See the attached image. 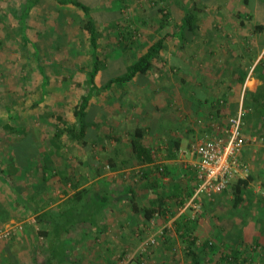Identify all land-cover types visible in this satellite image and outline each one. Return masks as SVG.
I'll return each mask as SVG.
<instances>
[{"label":"rangeland","instance_id":"1","mask_svg":"<svg viewBox=\"0 0 264 264\" xmlns=\"http://www.w3.org/2000/svg\"><path fill=\"white\" fill-rule=\"evenodd\" d=\"M28 1L0 0V232L21 226L19 235L13 234L10 240L1 241L2 244H11L16 240L21 247L20 250H27V243L31 242L28 239H25L27 242L24 240V234L28 233L34 236L33 244L29 246L34 245V249L36 247L41 251L46 244L45 240L39 239L43 231L40 224L42 219H39L40 215L32 216L30 213L32 206L56 204L61 198L60 194L64 198L69 197L63 204L75 205L76 198L73 200L71 195L80 187L77 180L81 174L92 172L91 162L88 160L90 156L97 163L92 166L94 171L99 176H105L99 182L98 190L102 192L113 190L116 197L126 200L122 189L128 184L137 191L142 190L145 195L143 202L149 205V198L155 197L157 192L167 191L174 181L178 180L174 175L181 164L175 162L177 165L172 166L171 170L168 169L169 163L163 161L166 154L164 146L179 140V145L186 150L184 154L188 155L178 157L183 165L188 160H193L188 152L191 144L197 139L226 138L229 119L239 110L236 101L227 106L224 116L211 118L207 110L195 107L197 101L193 102L194 108L189 114L187 104L190 106L192 104L186 99L185 92L189 81L191 84L194 83L190 85L192 89H196L197 82H201V87L206 89L211 87L208 84L215 82L217 88L221 84L228 85L224 92L229 96L228 89L235 88L237 81L245 77L250 62L257 57L260 46L264 45V29L256 28L257 25L264 26V0H249L247 5H244V0H136L133 5L123 6L120 13L123 20L100 19L98 54L104 61L108 74L107 77L102 74L100 84L103 77L106 81L116 76L117 72L144 53L149 42L165 37L167 47L155 61L151 74L143 77L141 86L140 78L128 86L113 87L103 95L93 98L89 110V119L93 125L85 144L71 142L65 135L64 147L59 152H55L51 144V138L58 126L57 110L64 108L65 118L73 121L71 105L86 91L85 72L91 63L92 51L88 35L82 29L84 15L78 8L63 6L57 0H36L35 6L26 18V15L22 14L25 13ZM193 5L199 14L198 26L202 34L210 33L209 37L202 36L200 31L197 34L199 36L193 34L187 36L189 44L194 43V39L200 44L197 53L171 43L174 39L171 34L177 31L186 11ZM107 6H96L95 14L94 11L91 12L94 17L96 15L99 17L103 14L100 12L106 11ZM109 8L113 11L115 6ZM164 14L169 16L168 23L160 31L159 26ZM127 32H131L132 36L125 40ZM206 44L207 47L204 48ZM178 57L183 59L182 62L191 60L188 72H182L183 69L175 72ZM236 62L239 63L235 64ZM210 64H213L212 67ZM193 65H197L195 75L192 71ZM263 66L264 63L260 65L258 72L262 71ZM226 72L229 74L227 79ZM221 74L223 76L220 77ZM194 77L197 78L193 79ZM174 80H178V87L174 88L183 93L181 100L177 99L176 91L172 87ZM158 82L165 84L163 89H159L158 84L156 88L154 87V83ZM152 88L155 91L149 93ZM41 94L43 97H40ZM235 95L238 99L241 96L237 92ZM221 97L222 94H219L215 101L216 105ZM247 103L246 99L242 101L244 117L240 133L243 140L241 156L244 162H247L248 158L252 161L249 177L252 176L254 182L250 186L251 193L246 195L247 199L256 200L264 197V194L255 197L253 193L259 188L261 192L264 190V117L256 113L254 115L253 112L248 113ZM170 120L174 122L171 124L172 130H168V133L165 131L159 133L157 130L159 125H164L165 121L170 124ZM137 127H143L147 132L144 143L150 148L157 147L156 153L161 154L160 163H155L151 168L158 176L161 173L158 168L165 169L168 181L162 183L164 186L162 190L158 181L140 180L142 163L132 153L129 144ZM29 144H32L33 148ZM45 164L54 172L47 185L49 187L50 184L51 191L44 192L46 197L42 201L43 190L48 188L44 187L46 184L42 174ZM238 180L234 179L224 193L233 196V187ZM228 194L222 198V205L211 204L218 194L207 197L210 203L206 207L210 219L216 216L219 218L214 219L218 221H230L227 211L233 208V198L229 200ZM155 203L154 201L151 205ZM175 205L179 210L183 206L177 202L173 206ZM204 208L202 200L201 210L195 214L194 219H199ZM11 215L14 217L10 218ZM231 216L234 217V212ZM9 219L12 220L5 224L4 222ZM146 226L147 231L143 240L150 234V223L148 222ZM171 230L174 231V223L167 233ZM232 231L234 232V229ZM167 233L166 238L172 236V232L168 236ZM160 239L153 249L159 246ZM58 244L59 241L53 242L56 248ZM254 245L255 243L250 244L248 257H245V254L241 255L239 260H232L233 264H257L250 254L254 255L260 246ZM228 247L231 249L220 250L218 257H214L215 253L211 251L210 260L208 261L207 257L203 258L202 264L227 263L223 256L233 252L231 251L233 246L229 244ZM185 251L183 244H175L168 255L154 261L151 259L148 264H191L185 257ZM263 251L262 249L260 251L262 255ZM38 263L44 264L41 261ZM133 264H141V261L137 259Z\"/></svg>","mask_w":264,"mask_h":264},{"label":"crops","instance_id":"2","mask_svg":"<svg viewBox=\"0 0 264 264\" xmlns=\"http://www.w3.org/2000/svg\"><path fill=\"white\" fill-rule=\"evenodd\" d=\"M79 1L90 6V8L92 9L91 11H94V14V9H96V6H115L113 11L109 8V6H107L106 11L100 12L103 14L99 17L98 15L94 17L95 15L93 14V12H91L92 17L96 22L98 21V24L100 23L99 21L103 19L111 21H117L118 19L123 20V16L120 17L123 6L133 5L136 0ZM80 12L83 14L81 10ZM179 26L177 28V31L174 34H171V36L174 37L171 43L173 45L178 44V46L182 49H184V47L185 49H192V53H197L200 44L198 42H195V39L193 40L194 43L191 44H189L187 40L180 41L178 39ZM199 31L202 34V31L199 29V27L195 30V32L185 31V34L186 36H188L189 34H193V36H199L197 35ZM202 36L209 37L210 33L207 34L203 32ZM153 43H155V41L151 43L149 42L147 48ZM205 47H207V44L204 45V48ZM203 52L207 51L203 50ZM257 53L259 55L257 54V57H254V59L250 62V66L245 77H242L243 79L241 78L239 82L237 81L235 88L228 89L229 96L226 92H224V89H226L225 87H227L228 85L221 84L218 85L219 87L217 88V85L215 86L214 84L215 82H212L211 84H208L211 87L207 86L208 88L206 89L201 87V82H197L196 89H192L190 85H194V83L191 84V81H189L185 95L186 99L190 100V103L192 105L190 106L189 104H187V112H189V114L192 113V110L194 108L193 102L197 101V104L195 103V107L198 106L197 108H200L204 111L207 110V113H210L209 115L211 118H221L226 114L227 106L231 105L234 100L237 103L236 106L239 109H242V101L246 99L248 100V113L253 112L254 115L256 113L259 116L264 117V66L261 68L262 71L258 72L260 65L264 63V45L260 46V50ZM182 61L183 59H180L178 57L175 62V72H177L179 69H183L182 72H188V70H190L191 60L187 59L184 62ZM238 63L239 62H236L235 64ZM212 65L213 64H210V67H212ZM193 66L194 70L192 71H194L193 74L195 75V68L197 67V65ZM228 75L226 72V79ZM221 76L223 75L221 74L220 77ZM196 78L197 77H194L193 79ZM177 83L178 80H174L172 83V87H178ZM156 84H158L159 89H163V87L165 86L163 82H158L154 83L155 88L157 87ZM174 90L176 91L177 99L181 100V95L183 93H180L177 88H174ZM154 91L155 89L152 88L149 93H153ZM236 92L237 94H241L239 99L237 98V95H235ZM219 94H222V99H219V104L217 103L216 105L215 101L217 98H219ZM249 94H251V98L249 97ZM165 98L167 99V97ZM160 116L163 117V115ZM164 123V125H159V127L157 128V130L160 131H158L159 133H164V131L168 133V130H172L173 126L171 124L174 123L173 120H170V124L167 121H165ZM198 140L200 139H197V141ZM179 143V140H175L173 143L163 147V149L166 150V154L163 153V161L165 163H169L167 166L169 170H171L172 166L177 165L175 162H179L181 164L178 167L179 169L177 171V174L174 175V178H178V180L174 181L172 186L169 187L167 191H161L160 193L157 192L155 197L153 196L152 198H149V205H145V203L143 202V197L145 196L143 194V191H137L133 187H129L128 184L126 185V188L122 189L124 195H126V200H120L119 197H116V192H114L113 190H107L105 192L98 190V184L105 176H99L98 173L94 171V167L92 166L97 163L94 162L93 158L90 156L88 160H90L91 162L90 167L92 172L90 174H81L80 178H78L77 180V182L80 183V187L73 192L75 193L74 195H71L73 197V200L74 198H76L75 205L73 203L63 204L69 197L64 198V196L60 194L59 196L61 198L56 204H45L44 206L39 205L36 207L32 206V211H30L32 216L37 217L38 215H40L39 219H42V223L40 224H42L43 226V231L41 232V236L39 237V239L46 241V244L42 247V250L38 251L39 249H37L36 247L34 249V245L29 246L33 244L32 239L34 238V236H30L28 233H26L24 234V240L28 239L31 242V244H29L28 241L27 250H20L21 247L18 245V242L16 240L12 241L11 244H2V242H0V264H19V262H23V264H39L38 261L44 262V264H56V262L57 264H59V262H78L79 264H82V262H84V264H120V260L122 259L121 257H123L124 254H126L127 252H132V250L135 251L139 248L141 242L143 241V236L147 231L146 225L149 222L146 220L141 210L136 211L133 209L130 202V194L133 195L135 201L141 208L148 206L151 207V204L154 201L156 203H161L160 208L162 212H160L161 214L157 213L155 215L156 217L154 216L149 222L151 227L149 232H154L156 229L163 227L165 225L164 222H166L167 220L173 221L174 223V231L171 230L169 233H167L168 236L172 232V236H168V238L165 237L166 239L161 238L159 240V246L156 249L152 248L151 253L146 256V259L148 261H151V259H153L154 261L159 257L168 255L170 253V249L175 244H183L186 250V243L184 242L181 234L188 228L187 225L190 223V220L193 219V211L191 209L183 211V206L187 203V200L190 198L193 191L197 187L198 182L194 168L196 162L195 159L189 155L193 160H188V162L184 163L183 165V162L178 160V157L183 158L188 156L184 154L186 153V150H183ZM29 145L31 148H33L32 144ZM155 149L158 148H151L153 157L155 159L154 163L148 164L146 162H142L141 164L143 171L145 170V172L147 171L149 173V171L151 170L152 173L151 175H147L149 176V179L148 177H146L145 179L141 178L140 180L153 182L158 181V184L160 185V188L162 190L164 188L162 183L168 181V178L165 176L163 177L162 175L158 176L153 173V169L151 167L155 163H160L159 158L161 155L159 153H156ZM255 151L256 150H254V152ZM244 163L251 167L252 161L250 158H248L247 162ZM48 182L50 183V181ZM48 182L45 183L46 185L44 187H48ZM253 182L254 181L252 180L249 183L247 189L242 191L243 201L235 208H230L231 211H227V213L229 212L227 214V217L230 218V221L228 222H221L217 219H214L219 218L216 216H213L212 219H210L207 214L208 207H206L210 203L208 202L209 198H207L206 196L202 197L201 200H203L205 208L203 209L202 214L199 215V219L197 220L198 222H196L194 226L198 243H196L192 248L199 255H201L200 260L207 257V260L209 261L210 257H212L211 251L203 247L205 243H210L217 246L216 249L212 251L213 253H215L213 254L215 255L214 257H218V253H220V250H225L224 248L231 249L228 247L229 244L233 246V250H231L233 251L232 253L236 254V252L238 251L239 253H241L239 255L244 256L245 254V257H248L247 251L249 250V246L250 244L255 243V245L260 246V249L255 252L254 255H252L253 253H251V258L257 264H264V254L262 255L260 253L261 249L264 250V236H262L264 234V225H259L260 223L264 224V197L263 199L257 198L256 200L247 199L246 193H251L250 186ZM50 191L51 189L49 184V187L46 190H43V197H41L42 201L46 197H44V192L49 193ZM263 191L264 190H262V192ZM262 192L261 188H259L256 189L253 193L255 194L254 196L257 197L260 194H264V192ZM226 194L228 193H224V191L219 193L215 196V199L213 200L214 203L211 204L214 206L215 204H221L222 198ZM228 195L227 198L229 200H232L233 196ZM252 197L253 195L251 194V198ZM87 202L90 203L88 204ZM175 202L180 203L181 206L183 205L180 210L176 205L173 206ZM182 202L184 203L182 204ZM216 207L221 208V206ZM232 212H234V217L231 216ZM13 217V215L10 216V218ZM11 220L12 219H9L4 223L8 224V222H10ZM153 221L155 222L154 225L152 224ZM178 227L180 232L178 231ZM232 229H234L235 233L232 231ZM225 234L227 236H225ZM16 235H19V233ZM21 235H23V233ZM230 236L233 238H231ZM25 241L27 242V240ZM54 241H59L57 248L54 246L55 244L53 245ZM186 258L191 263L190 258L188 256Z\"/></svg>","mask_w":264,"mask_h":264},{"label":"trees","instance_id":"3","mask_svg":"<svg viewBox=\"0 0 264 264\" xmlns=\"http://www.w3.org/2000/svg\"><path fill=\"white\" fill-rule=\"evenodd\" d=\"M59 4L61 5H71L78 9H80L84 14V23L82 26V29L87 33L88 35V41H89V47L91 49V63L86 70V79H85V86L86 91L79 97V100L71 105V111L73 115V121L70 122L65 118L64 115V108H60L57 110L56 119L58 122V126L56 128V131L54 135L51 138V144L53 146V149L55 152H59L63 147V138L66 135L68 140L71 142H76L78 144H85L86 137L88 136V133L90 131V128L92 127L93 123L89 119V110L92 103L93 98L99 95H103L104 93L110 91L113 87H125L129 84H132L137 79H142L140 86L143 84V77L149 76L151 72L154 70V64L155 61L160 57L161 53L166 49L165 44V37H162L155 41L151 46H149L146 51L140 55H138L135 60L125 66L123 70L120 72H117L116 76L111 77L104 80L105 77L108 76L106 73V66L104 64V61H102V58L98 54V40L100 37V32L98 30V24L95 21V19L91 15V8L90 6L84 4L83 2L79 0H57ZM244 5L249 4V0H244ZM36 0L32 1L29 0L28 4L25 9V13L22 14L23 16L29 15V11L35 6ZM196 6L193 5L191 9L186 11L185 15L183 16L181 20V24L179 26V34L178 39L180 41H186L187 36L185 34V31H194L198 29V21H199V14L198 11H196ZM169 16L164 14L163 19L161 20V24L159 26L160 31H162L165 28V24L168 23ZM257 29L263 30L264 26L257 25ZM159 31V32H160ZM129 35V37H128ZM124 36V34H123ZM132 34L131 32L126 33L125 40H128L131 38ZM122 37V35H121ZM102 74L105 75L103 77V82H101ZM41 97H43V94H41ZM146 135V130L143 127H137L135 128L130 140L129 144L131 147L132 153L135 155V157L142 162H146L148 164L154 163V157L151 148L144 143V138ZM46 165V164H45ZM42 168V174H43V181L46 183L50 181V179L53 177V172L51 167L45 166ZM161 172L160 175L165 176V169L164 168H158ZM162 169V170H160ZM152 171L150 170L149 173L145 170L141 172V178L145 179L148 174L151 175ZM253 180V178L248 177L245 179H239L237 183L234 185L233 189V203L232 207L235 208L238 206L242 201V191L246 190L249 183ZM191 197V196H190ZM130 202L131 206L134 210L138 211L141 210L142 214L146 218L147 221H151V219L157 214L162 212L161 211V203L153 204L151 207H144L141 208L135 201V198L132 194H130ZM184 202H182L183 204ZM198 219L190 220V223L187 225V229L182 232V238L184 242L186 243V251L185 255L190 258L191 264H202L200 257L196 251H194L192 248L195 246L197 242V236L195 235V224ZM178 231L179 227H178ZM203 247L206 249H209L210 251H214L216 249V245H209L208 243H205ZM238 251L236 254H227L223 256V259L227 262V264H233L232 260H239L240 256Z\"/></svg>","mask_w":264,"mask_h":264},{"label":"built area","instance_id":"4","mask_svg":"<svg viewBox=\"0 0 264 264\" xmlns=\"http://www.w3.org/2000/svg\"><path fill=\"white\" fill-rule=\"evenodd\" d=\"M243 117L244 112L239 109L229 119L225 139L206 137L190 146L189 155L196 161L194 168L198 184L187 203L183 206V211L191 209L193 219L195 214L201 210L202 197H211L225 191L236 178L245 179L249 177V166L241 159L243 140H241L240 133ZM154 223L153 221L152 224L154 225ZM172 223L173 221H169L163 227L150 232L137 250L125 254L120 264H133L137 259L141 261V264H148L146 256L151 253L158 239L165 237L166 233L172 228ZM21 230V226L2 230L0 232V242L11 238L13 234Z\"/></svg>","mask_w":264,"mask_h":264}]
</instances>
